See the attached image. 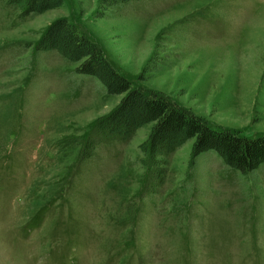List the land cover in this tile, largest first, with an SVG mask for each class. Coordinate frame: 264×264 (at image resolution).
I'll use <instances>...</instances> for the list:
<instances>
[{
  "label": "rangeland",
  "instance_id": "rangeland-1",
  "mask_svg": "<svg viewBox=\"0 0 264 264\" xmlns=\"http://www.w3.org/2000/svg\"><path fill=\"white\" fill-rule=\"evenodd\" d=\"M64 0L21 16L0 0V264H264V164L242 174L188 140L147 189L140 143L106 139L89 158L107 94L35 43L66 17L134 86L160 91L212 127L264 134V0ZM43 212L37 226L30 222Z\"/></svg>",
  "mask_w": 264,
  "mask_h": 264
},
{
  "label": "trees",
  "instance_id": "trees-1",
  "mask_svg": "<svg viewBox=\"0 0 264 264\" xmlns=\"http://www.w3.org/2000/svg\"><path fill=\"white\" fill-rule=\"evenodd\" d=\"M135 0H100V6L112 7ZM18 7L21 16L40 14L60 7L64 0H7ZM43 51L54 50L70 62L75 71L95 77L107 94H123L119 103L92 124L83 143L82 158H89L95 147L106 139L127 140L137 129L151 124L149 134L139 147L149 160L147 189L155 192L166 179L167 156L188 140H193L191 158L213 150L223 163L242 174L264 164V134L246 136L236 129L212 127L199 115L180 106L160 91L134 86L104 56L100 46L82 33L66 17L51 21L35 43ZM40 212L30 222L37 226Z\"/></svg>",
  "mask_w": 264,
  "mask_h": 264
}]
</instances>
